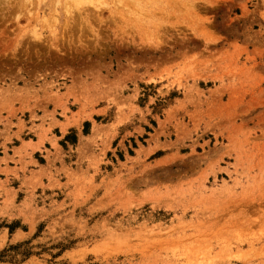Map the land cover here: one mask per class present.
I'll list each match as a JSON object with an SVG mask.
<instances>
[{
  "label": "rangeland",
  "instance_id": "374dc122",
  "mask_svg": "<svg viewBox=\"0 0 264 264\" xmlns=\"http://www.w3.org/2000/svg\"><path fill=\"white\" fill-rule=\"evenodd\" d=\"M104 1L0 0V264H264V0Z\"/></svg>",
  "mask_w": 264,
  "mask_h": 264
},
{
  "label": "bare ground",
  "instance_id": "6f19581e",
  "mask_svg": "<svg viewBox=\"0 0 264 264\" xmlns=\"http://www.w3.org/2000/svg\"><path fill=\"white\" fill-rule=\"evenodd\" d=\"M93 1H94V0H93ZM103 1H104V0H103ZM125 1H127V0H125ZM139 1H140V0H139ZM142 1H144V0H142ZM150 1H151V0H150ZM150 1H149V2H150ZM154 1H156V0H154ZM181 1H182V0H181ZM181 1L179 2V5H180ZM77 2H78V1H77ZM104 2H105V1H104ZM113 2H114V0H113ZM113 2H112V3H113ZM147 2H148V1H147ZM147 2H145V3H147ZM170 2H171V1H170ZM176 2H177V1H176ZM184 2H185V1H184ZM92 3H93V2H92ZM98 3H99V1H98ZM130 3H131V2H130ZM130 3L128 2L129 7H130ZM151 3H152V2H151ZM163 3H164V2H163ZM163 3H162V4H163ZM186 3H187V2H186ZM186 3H184V4H186ZM121 4H122V3H121ZM159 4L161 5V3H159ZM172 4H173V3H172ZM176 4H177V3H176ZM131 5H133V4H131ZM136 5H137V4H136ZM140 5H141V4H140ZM144 5H145V4H144ZM147 5H150V4H147ZM155 5H156V4H155ZM164 5H165V4H164ZM170 5H171V4H170ZM174 5H175V3H174ZM174 5H173V6H174ZM138 6H139V5H138ZM153 6H154V5H153ZM165 6H166V5H165ZM180 6H181V5H180ZM189 6H190V5H189ZM162 7H164V6H161V8H162ZM169 7H170V6H169ZM177 7H179L178 4H177ZM135 8H136V9H139V8H137V6H136ZM151 8H152V7H151ZM164 8H165V7H164ZM167 8H168V7H167ZM171 8H172V7H171ZM143 9H144V8H143ZM140 10H141V9H140ZM153 10H154V9H153ZM140 12H143V11H139V13H140ZM149 14H150V13H149Z\"/></svg>",
  "mask_w": 264,
  "mask_h": 264
}]
</instances>
